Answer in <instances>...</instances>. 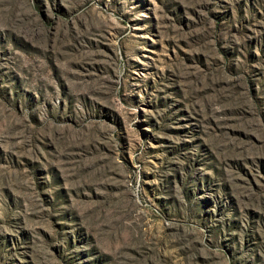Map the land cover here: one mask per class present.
<instances>
[{"label": "rangeland", "instance_id": "1", "mask_svg": "<svg viewBox=\"0 0 264 264\" xmlns=\"http://www.w3.org/2000/svg\"><path fill=\"white\" fill-rule=\"evenodd\" d=\"M0 264H264V0H0Z\"/></svg>", "mask_w": 264, "mask_h": 264}]
</instances>
